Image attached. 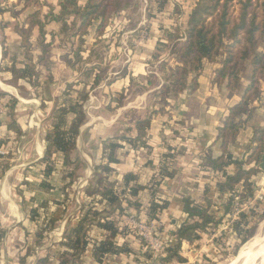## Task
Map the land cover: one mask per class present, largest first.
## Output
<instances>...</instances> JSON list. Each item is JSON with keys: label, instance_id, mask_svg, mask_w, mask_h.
I'll return each instance as SVG.
<instances>
[{"label": "clouds", "instance_id": "obj_1", "mask_svg": "<svg viewBox=\"0 0 264 264\" xmlns=\"http://www.w3.org/2000/svg\"><path fill=\"white\" fill-rule=\"evenodd\" d=\"M0 264H264V0H0Z\"/></svg>", "mask_w": 264, "mask_h": 264}]
</instances>
